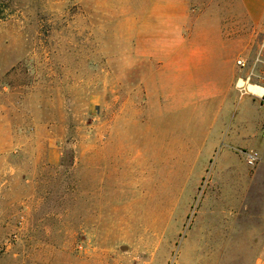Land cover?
I'll use <instances>...</instances> for the list:
<instances>
[{
  "label": "rangeland",
  "instance_id": "374dc122",
  "mask_svg": "<svg viewBox=\"0 0 264 264\" xmlns=\"http://www.w3.org/2000/svg\"><path fill=\"white\" fill-rule=\"evenodd\" d=\"M0 7V264H264V156L220 160L215 138L225 59L264 89V19L240 0Z\"/></svg>",
  "mask_w": 264,
  "mask_h": 264
},
{
  "label": "crops",
  "instance_id": "0c3cea01",
  "mask_svg": "<svg viewBox=\"0 0 264 264\" xmlns=\"http://www.w3.org/2000/svg\"><path fill=\"white\" fill-rule=\"evenodd\" d=\"M240 1L253 23L264 19V0ZM222 61L219 59V66ZM225 62L226 74H222L219 69V136L215 137L219 138V159L234 160L240 151L247 150L264 156V141L261 138L264 129V104L247 89L243 93L235 89L239 74L232 68L231 58L225 59Z\"/></svg>",
  "mask_w": 264,
  "mask_h": 264
},
{
  "label": "built area",
  "instance_id": "2783aa9c",
  "mask_svg": "<svg viewBox=\"0 0 264 264\" xmlns=\"http://www.w3.org/2000/svg\"><path fill=\"white\" fill-rule=\"evenodd\" d=\"M237 63H238V65H240L242 67L244 66L242 61H238ZM255 96H258V95H255ZM258 97L261 100V102L264 104V92ZM262 138L264 139V129H263V132H262ZM245 157H246V161H247L248 165L253 166L256 163V161H257V154L254 153V152H247L245 154Z\"/></svg>",
  "mask_w": 264,
  "mask_h": 264
},
{
  "label": "bare ground",
  "instance_id": "6f19581e",
  "mask_svg": "<svg viewBox=\"0 0 264 264\" xmlns=\"http://www.w3.org/2000/svg\"><path fill=\"white\" fill-rule=\"evenodd\" d=\"M246 89L249 93H252V94L258 95V96H260L264 92V89L257 86V85L248 84Z\"/></svg>",
  "mask_w": 264,
  "mask_h": 264
},
{
  "label": "trees",
  "instance_id": "16d2710c",
  "mask_svg": "<svg viewBox=\"0 0 264 264\" xmlns=\"http://www.w3.org/2000/svg\"><path fill=\"white\" fill-rule=\"evenodd\" d=\"M3 9L0 7V19H2Z\"/></svg>",
  "mask_w": 264,
  "mask_h": 264
}]
</instances>
